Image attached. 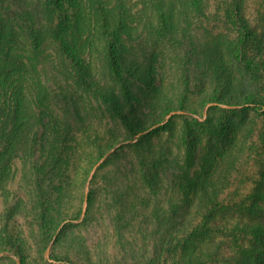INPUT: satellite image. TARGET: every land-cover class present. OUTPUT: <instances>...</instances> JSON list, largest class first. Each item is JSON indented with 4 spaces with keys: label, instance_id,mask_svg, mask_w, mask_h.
Masks as SVG:
<instances>
[{
    "label": "rangeland",
    "instance_id": "rangeland-1",
    "mask_svg": "<svg viewBox=\"0 0 264 264\" xmlns=\"http://www.w3.org/2000/svg\"><path fill=\"white\" fill-rule=\"evenodd\" d=\"M127 1L135 4L136 11L144 8L154 23L149 24L148 16L142 14L131 40L125 39L134 56L124 50L120 57L134 94L131 103L102 47L86 56L93 71V86H85L52 35L45 1L4 0V6L20 23L16 29L25 52L28 44L21 25L43 28L45 42L39 51L38 69H29L51 90L43 98L46 104L42 108L29 90V108L22 124L13 122L12 109L6 112V122L0 128V264H54V257H66L76 264L184 263L187 254L176 245L184 236L175 235L187 207L184 194H180L187 183L184 175L177 177L187 159V121L201 139L194 168H201L209 149L218 157L209 182L204 180L200 185L201 190L204 184L210 191L221 189L219 207H231L223 210L224 216L217 223L233 227L262 215L258 210L250 218L246 210L233 208L252 204L259 188L264 187V113L251 104L237 105L228 97L208 102L198 112L195 107L215 93L239 94L245 86L264 102V0H201L199 10L189 0H163L165 4L173 1L174 9L170 17L173 28L166 35L154 29L159 26L154 5L158 0L153 4V0ZM235 3L243 7L249 31H253L243 44L244 32L232 22ZM238 53L259 63L262 70L247 68L237 59ZM152 55L158 60L156 71L164 92L145 81ZM99 89L113 94L129 123L143 130L130 134L129 124L111 109ZM182 100L183 107L179 105ZM214 105L231 121L230 134L221 141L199 126L209 111L211 120L217 121L210 108ZM65 111L70 114L65 115ZM39 116L57 121L55 154L60 153L64 161L65 173L57 181L60 188L50 205L54 222L62 220L53 239L46 232L48 222L42 217L34 170L36 163L43 162ZM19 126L25 129L23 137L7 153V144ZM143 147L156 153L161 148L168 150L153 188L146 185L148 175L155 173L152 161H146L144 168L137 157L140 150L144 152ZM109 159L110 164L105 165ZM100 161L90 185L89 215L84 220L86 187ZM196 170L190 171V177H195ZM200 195L190 193L187 202L197 205L202 200ZM261 204L264 206L263 201ZM177 213H181L180 218ZM60 232L62 237L57 241ZM16 235L25 241L24 258L11 244ZM250 239L253 237L244 235L233 240L218 232L197 241L193 254L205 256V264H262L244 251L252 245Z\"/></svg>",
    "mask_w": 264,
    "mask_h": 264
},
{
    "label": "trees",
    "instance_id": "trees-1",
    "mask_svg": "<svg viewBox=\"0 0 264 264\" xmlns=\"http://www.w3.org/2000/svg\"><path fill=\"white\" fill-rule=\"evenodd\" d=\"M45 12L48 14L50 22L52 23V35L55 41L58 43L59 48L63 55L71 62L72 66L76 69V74L80 82L85 86H93L92 78L93 71L88 63L87 57L98 48L102 47L104 55L107 57L109 64L112 66V70L116 77L120 80L125 96L131 103L134 94L129 86V79L125 78L123 73L122 54L124 50L129 56L134 57L130 46L126 43L125 39L131 40L135 32V25L140 16H148L149 24H154L149 17L148 12L142 8L139 11L135 10V4L131 5L127 0H44ZM189 4L196 10H199L201 0H189ZM154 3V0L152 4ZM154 5L157 8V18L159 22L158 27H154L161 35H166L172 28V18L174 14L173 1L165 4L163 0L155 1ZM17 17L10 14V9L4 6V0H0V128L1 125L6 122V112H12L14 110L13 122H19L25 120V114L27 108H29V93L31 91L32 97H35V103L39 108L45 106L44 97L50 94V87L46 85L42 80L36 78L31 73L29 67L33 70L38 69L39 51L45 42L44 32L42 27L23 26L21 30L25 33L28 49L26 52L23 49L22 37L17 33L16 23H19ZM233 24L243 31L241 43L247 41L250 35H253V31H249V26L246 21L243 7L235 3L232 16ZM20 24V23H19ZM248 35L246 36V33ZM28 39V40H27ZM25 55V56H24ZM87 56V57H86ZM136 58V57H135ZM137 59V58H136ZM237 59L240 60L247 68L252 70H262V66L254 60L243 57L241 53L237 54ZM157 58L151 57L146 66L147 80L151 88L158 89L164 92V83L161 82L157 76ZM122 67V69H121ZM188 85L187 83H185ZM188 89V88H187ZM104 98L109 102L111 109L119 115L126 124H129L130 134H136L141 132L142 128H135L132 126L128 117L126 116L123 107L117 103L116 97L113 94L105 92L104 89L98 90ZM97 91V92H98ZM224 97L230 98L231 101L237 105L251 104L256 109H261L264 113V102L258 98L254 91L248 87H242L239 94L224 93L214 94L209 99H202L198 103L196 112L199 108L204 107L208 102H221ZM171 102V101H170ZM184 101L179 103L180 106H184ZM211 108L212 114L216 116V122H213L209 117L199 124L200 127H205L207 133L216 141H221L228 138L230 132L231 121L226 114L216 111L218 105H214ZM64 112V108L61 107ZM177 110L176 108L172 109ZM170 112V111H169ZM69 112L65 111V115H69ZM38 120L43 126L42 134L40 136V143L42 149V161H39L34 165L36 173V187L40 196V206L42 209V217L48 222L47 235L49 239H53L58 226L62 220L54 222L51 216V202L58 193L57 186L58 179L65 173L63 169L64 161L55 154L57 147L56 135L58 133V123L51 118L49 120L43 119V116H39ZM11 121V117H9ZM8 121V122H9ZM186 164L182 170L178 171L177 177L184 175L187 186H182L180 194H184L187 207L182 220L178 223L181 228H177V234L175 236H184L183 239L179 238L176 245L187 254V259L181 264H205L207 258L201 255H194L193 251L199 243L210 237H214L216 233H224L227 236L232 237L235 240L238 236H252L250 239L252 245L245 248V252L255 257L260 263L264 264V206L261 201L264 202V187L259 188L256 196V201L247 205L245 208L234 207L243 212L247 211V215L252 218L254 212L263 211L259 213L261 216L250 223H243L242 225L237 223L233 227L227 225H219L217 223L220 216L223 215L224 209L231 208L229 205L219 207L218 199L222 193L221 189L215 188L210 191L204 184L202 190V181H208L212 172V164L217 163L218 157L212 149H209L208 153L204 154L201 168H194L197 164V158L199 154L200 140L199 137L191 130L189 121L186 122ZM25 129H21V126L14 131L13 138L8 142L6 152L11 153L15 149V142L20 141L23 137ZM88 131L87 128H84ZM55 135L52 138L53 134ZM143 151L137 153V157L141 160V166L147 168L146 161L151 160L154 168V172L148 175L146 185L150 188L158 184L157 177L160 170L165 166L163 161L168 157V150L161 148L157 150V153L153 150L146 151V147H143ZM143 152V153H142ZM170 154V152H169ZM155 156L157 158H155ZM110 159L107 160L105 165L110 164ZM104 165V166H105ZM195 171V177H190V171ZM197 171H200L198 173ZM197 172V173H196ZM264 174V173H263ZM149 178V179H148ZM209 182V181H208ZM207 184V183H206ZM190 193H194L199 196L200 200L197 205L189 204L187 199ZM92 195L89 194V201H91ZM178 212V211H177ZM81 212L76 215V219L80 218ZM89 215V209L87 219ZM176 216L181 217V213H177ZM188 218V219H187ZM45 228V227H44ZM65 228V227H64ZM62 237V232L58 234L57 241ZM11 244L14 248H17L20 252L18 254L25 257V241L19 236H13ZM242 248V247H241ZM243 249V248H242ZM54 264H76L66 257H54Z\"/></svg>",
    "mask_w": 264,
    "mask_h": 264
},
{
    "label": "water",
    "instance_id": "water-1",
    "mask_svg": "<svg viewBox=\"0 0 264 264\" xmlns=\"http://www.w3.org/2000/svg\"><path fill=\"white\" fill-rule=\"evenodd\" d=\"M176 112L174 113H171L168 118L172 117V115L176 114ZM107 156V155H106ZM106 156L104 157V159L106 158ZM103 159V160H104ZM102 161H100L99 163L96 164L94 170L92 171V174L89 178V181H88V184H87V187H86V196H85V201H84V209H83V213L82 215L85 216L86 215V212H87V207H88V204H89V192H90V185H91V182H92V179L96 173V170L98 169V167L101 165ZM49 254V253H48Z\"/></svg>",
    "mask_w": 264,
    "mask_h": 264
}]
</instances>
